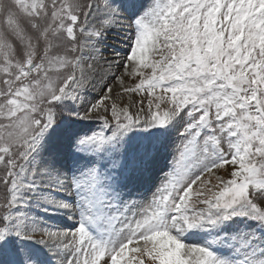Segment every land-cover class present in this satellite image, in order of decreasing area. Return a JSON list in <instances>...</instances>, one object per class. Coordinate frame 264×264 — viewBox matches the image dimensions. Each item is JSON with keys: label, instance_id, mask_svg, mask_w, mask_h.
<instances>
[{"label": "snow or ice", "instance_id": "snow-or-ice-1", "mask_svg": "<svg viewBox=\"0 0 264 264\" xmlns=\"http://www.w3.org/2000/svg\"><path fill=\"white\" fill-rule=\"evenodd\" d=\"M0 185V264H264V0H0Z\"/></svg>", "mask_w": 264, "mask_h": 264}, {"label": "rangeland", "instance_id": "rangeland-1", "mask_svg": "<svg viewBox=\"0 0 264 264\" xmlns=\"http://www.w3.org/2000/svg\"><path fill=\"white\" fill-rule=\"evenodd\" d=\"M104 56L106 57H110L112 55V53L110 51H106L103 53ZM123 55V53H122ZM113 71L117 72V74L122 73L123 69H113ZM135 81L133 79H130L128 77H125V85H129L134 83ZM107 83L111 84L113 87V93H117V92H121V89L118 86V82L116 80L111 79L110 77L107 79ZM89 89L91 92V95L89 96L90 99H94L97 98L99 95H103V91L101 89V87L99 85H96L95 87H92V85H89ZM128 95L124 94V103L128 102ZM142 97L139 94H132V99L134 100H140ZM145 106H146V102H145ZM166 158H162L160 160V167L163 168L164 165L167 164H171L172 163V156L174 155V149L169 150L166 154ZM219 175H226L225 170H221L219 173H217ZM162 175V173H161ZM158 182V181H157ZM4 194V188L2 185H0V196H2ZM195 242V241H193Z\"/></svg>", "mask_w": 264, "mask_h": 264}]
</instances>
